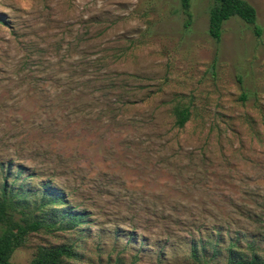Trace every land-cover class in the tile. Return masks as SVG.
Masks as SVG:
<instances>
[{
  "label": "rangeland",
  "instance_id": "374dc122",
  "mask_svg": "<svg viewBox=\"0 0 264 264\" xmlns=\"http://www.w3.org/2000/svg\"><path fill=\"white\" fill-rule=\"evenodd\" d=\"M245 1L260 37L233 17L216 44L213 0L188 26L180 0H0V165L26 168L8 190L34 211L50 181L83 215L13 264L63 244L67 264H200L193 245L225 264L230 243L264 259V0Z\"/></svg>",
  "mask_w": 264,
  "mask_h": 264
},
{
  "label": "trees",
  "instance_id": "16d2710c",
  "mask_svg": "<svg viewBox=\"0 0 264 264\" xmlns=\"http://www.w3.org/2000/svg\"><path fill=\"white\" fill-rule=\"evenodd\" d=\"M190 2L191 0H180L181 8L187 17L186 26L190 24ZM213 6L208 12V36L218 44L221 40L222 26L230 18L237 17L246 25L250 26L255 37H260L262 29L256 24V10L245 0H213ZM55 80V79H54ZM59 83V80H55ZM70 96L71 91L65 92ZM56 96L57 98L64 96ZM244 98V97H242ZM174 127L183 129L190 119V110L186 106L177 105L173 108ZM69 120V118H67ZM16 172V176H21L26 169L23 165H14L12 162L0 165L4 178L0 186V264H13L11 257L16 249L24 245L26 237L30 233L41 230L46 232H59L74 229L80 224L82 214L67 210L66 198L61 190L54 187L50 181L43 182L41 185L42 196L39 205L29 208L22 204L24 196L18 192L8 190L7 181L11 173ZM32 175V174H31ZM64 206L56 214L52 207ZM66 206V207H65ZM51 207V209H48ZM20 217L15 220V214ZM59 215V216H58ZM199 243L205 244L202 240ZM209 243V242H207ZM214 240V246L216 244ZM237 249L235 243L228 246V255L225 264H264V259L255 253L250 258L242 255H235L233 250ZM191 256L200 264H209L211 259L199 258L196 246L191 247ZM77 259V253L71 245H59L55 247H37L34 257L30 264H67L69 261Z\"/></svg>",
  "mask_w": 264,
  "mask_h": 264
}]
</instances>
